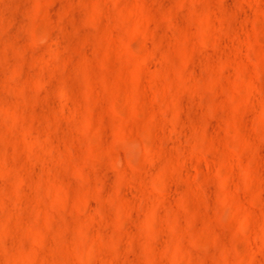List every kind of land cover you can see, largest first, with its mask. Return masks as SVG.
<instances>
[{"label":"rangeland","instance_id":"rangeland-1","mask_svg":"<svg viewBox=\"0 0 264 264\" xmlns=\"http://www.w3.org/2000/svg\"><path fill=\"white\" fill-rule=\"evenodd\" d=\"M0 264H264V0H0Z\"/></svg>","mask_w":264,"mask_h":264},{"label":"bare ground","instance_id":"bare-ground-1","mask_svg":"<svg viewBox=\"0 0 264 264\" xmlns=\"http://www.w3.org/2000/svg\"><path fill=\"white\" fill-rule=\"evenodd\" d=\"M17 181H19V180H17ZM2 241L7 245V248L9 251H12V252L14 251L12 241L7 235H5V234L3 235Z\"/></svg>","mask_w":264,"mask_h":264}]
</instances>
